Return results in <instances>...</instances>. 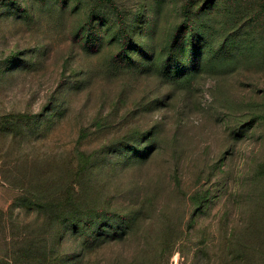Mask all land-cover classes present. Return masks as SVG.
<instances>
[{
	"label": "rangeland",
	"instance_id": "374dc122",
	"mask_svg": "<svg viewBox=\"0 0 264 264\" xmlns=\"http://www.w3.org/2000/svg\"><path fill=\"white\" fill-rule=\"evenodd\" d=\"M110 1L0 0V115L56 116L35 142L0 139V264H38L51 239L11 209L15 179L76 150L118 242L67 239L68 264H264V0ZM121 145L155 149L126 164Z\"/></svg>",
	"mask_w": 264,
	"mask_h": 264
},
{
	"label": "trees",
	"instance_id": "16d2710c",
	"mask_svg": "<svg viewBox=\"0 0 264 264\" xmlns=\"http://www.w3.org/2000/svg\"><path fill=\"white\" fill-rule=\"evenodd\" d=\"M111 2L110 0H103ZM52 113V112H51ZM56 116L50 114L48 123L41 126L38 118L25 113H9L0 115V139L5 141L12 139L20 144L35 142L39 137H47L54 124ZM38 122V123H37ZM36 123V125L34 124ZM151 135V133H148ZM126 145L118 146L125 148ZM129 149L128 163H145L154 153L150 151L140 153V149L133 146H126ZM92 156L84 151L76 150L74 159L55 165H49L37 171L34 178L27 179L21 177L15 179L14 186L18 189L19 196L15 199L11 209L24 210L30 216L37 219V223L48 230L51 237L49 242L46 238L36 257L38 264H68L72 262L70 254H63V243L67 239H74L75 244L81 252H93L99 248L118 242V229L113 233H107V223H103L105 218L118 222L115 212L107 209L98 208L88 201L89 195L85 188V181L90 168L92 167ZM258 174L264 177V165L258 166ZM7 172L3 165L0 174L5 180ZM19 174V172H18ZM27 181V182H26ZM14 212V211H11ZM6 214L13 219V213ZM1 217L4 213L0 214ZM19 216V215H18ZM14 223V222H13ZM104 224L99 229V225ZM18 224L14 223V226ZM31 234V233H30ZM29 236V235H28ZM33 237L26 238L24 244L26 248H21L20 258L27 259L31 254L30 245ZM22 244V245H24ZM50 247V254L48 253Z\"/></svg>",
	"mask_w": 264,
	"mask_h": 264
}]
</instances>
